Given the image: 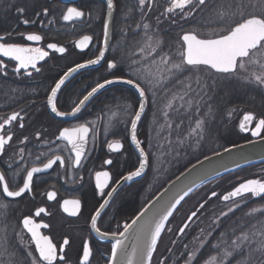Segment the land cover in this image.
<instances>
[{
    "label": "snow or ice",
    "instance_id": "obj_1",
    "mask_svg": "<svg viewBox=\"0 0 264 264\" xmlns=\"http://www.w3.org/2000/svg\"><path fill=\"white\" fill-rule=\"evenodd\" d=\"M155 0H137V4L133 7L126 8L125 16L130 17L135 8H139L141 15L144 16L145 10H151ZM208 0H167V7L161 16L170 19L172 23H176V16L188 21L192 18L193 13L199 11L204 16H208L205 11V6ZM10 6L15 7L18 16H23L26 13V8L17 6L14 3ZM106 8L109 18L113 10L116 8V0H106ZM258 10V14L248 12V9ZM212 13L207 19L198 21L201 26L205 28V32H200L196 29L192 31L183 32L175 51L169 45V52H164L165 41L160 33L159 28H153L150 23H136V29H142L140 32H132L130 28H121V34L124 37L122 43L118 44L115 52L117 55L106 63V71L111 76V79L105 78L103 82H98L70 111H60L57 108L56 97L58 91L65 84L66 80L74 73L81 69L88 68L89 66L100 64L105 58V52L108 48V39L110 35L111 19H105L103 23V36L104 47L98 49V55L94 58L86 60L84 63H77L74 67L69 68L63 76L57 80L54 87H51L50 94L47 98V105L50 107L52 113L56 116L66 117L75 116L81 111V108L88 102L94 95L106 86L114 83H123L132 86L138 93V110L133 109V105L126 103L121 108L123 114H128L134 111L131 124V140L136 144L139 149L140 157L139 167L135 171L128 173L124 180H132L134 177H140L145 169L150 166V153H147L141 142L137 139L136 129L137 122L141 119L142 113L145 110L146 102L149 99L148 93H151L153 102L157 99H162L164 107L158 108V112H162L165 120H168L169 110L176 114L179 123L175 124V129L179 130L184 123V118L187 116L191 119V110L195 108V114H200L201 106H206L208 109L207 117L213 116V106L209 101L212 100L210 95L217 86L218 81L223 77L228 82H238L245 85H255L257 88L264 89V0H228L227 7L223 2L217 3L214 0ZM50 13L49 7H43L41 12H36V16H47ZM86 13L79 10L77 7H67L66 11L62 14V20L65 22L77 21L83 18ZM23 24L36 23L33 19H23ZM49 23H53L52 20ZM159 23V18H157ZM131 32V36L129 33ZM11 33L0 35V56L7 57L11 61H15L13 71L17 74L21 70H25V74L32 75L31 68L34 72L40 73L41 67L37 64L48 56V52L40 47H30L18 43H9L7 37ZM26 41L39 42L43 37L36 33L21 34ZM139 39H133V37ZM92 40L89 35H84L80 40L75 42V47L83 50ZM48 48L54 49L55 52L65 53L66 48L58 46L55 43H49ZM127 68V73H124V68ZM7 65L3 60H0V72L7 75L5 69ZM121 73V74H117ZM163 93V97L159 93ZM187 97V99H186ZM179 102V103H177ZM120 113L113 112V117ZM231 115V113H229ZM18 118L22 120L20 114L13 112L3 123H0V155L6 151V146L13 139V133L9 129L5 134V125H11L12 122L17 121ZM255 121L254 127L249 125ZM154 124L156 123V115L153 117ZM207 121L205 119H197L195 128L191 129L189 136L198 137L195 145L188 144L189 147L199 148L200 141L204 139V132ZM111 124V120L105 125V130ZM20 128L24 127L23 123L19 124ZM169 130L173 129V124L167 122L161 126ZM241 132L251 131L252 136L264 139V117H257L253 113H246L239 124ZM90 128L88 123L79 124L75 127H65L58 135V139L65 141V150L70 151L74 156H69V161L79 167L81 166L82 159L85 157V146L88 143ZM37 133V138H39ZM27 137L24 141H27ZM24 141H21L22 143ZM177 146L184 147L188 143V138L181 139L177 136ZM171 145L172 141L168 140ZM108 148L113 152H118L122 148L119 141H114L108 144ZM23 149L20 150L21 158H23ZM231 149L224 148V152H229ZM45 155V154H41ZM214 156H220V152H213ZM40 160V156L36 157ZM205 160H210L211 157L205 155ZM60 162L61 166L64 165L65 160L60 155H55L53 158L47 159L42 167L33 165L30 168L23 169L25 173L21 178V183L14 184L10 187L9 180L6 175L0 172V264H60L65 262V246H70L69 238L63 239L62 245L58 246L53 243L48 235L41 233L42 228H48L46 223H37L35 217H41L42 214L50 215L45 207H37L34 213L24 215L19 221L21 232H16L17 241L20 246L24 247L25 254L23 257L18 255V250L12 244L8 236V209L11 201H6L3 197L8 198H22L25 194L33 191L34 175L45 172L57 163ZM112 160H105V164H112ZM197 164L202 165L203 161L198 160ZM196 165H192L195 168ZM191 171V170H189ZM20 171L13 173L12 180L20 176ZM185 173H181V176ZM109 173L96 172V188L104 195V189L107 187L109 180ZM180 177H177L179 180ZM203 183V180H201ZM116 189L113 188L107 195L111 196L112 192ZM193 192V188L189 187L178 198L167 205L162 211L154 212L150 217H146L141 222V218L145 217L148 211L145 208L141 211L130 223L123 224V231H101L97 226V219L101 216V210L109 204L108 199L96 209L95 214L90 217V228L94 231L100 239H111L114 242L111 245V255L107 264H152V258L157 251L158 244L162 240V234L170 228H166V222L169 221L175 211L178 210L177 206L184 201ZM251 197L264 196V179H248L237 186L231 191L220 195L219 199L225 204L229 201L233 202V206L228 207L227 212H221V216L227 218L229 213H234L240 208V204H247ZM48 200H53L56 197L55 192H48ZM216 191H211L204 203H200L198 210L191 211L187 217L188 221H192L197 217L198 211L204 209L205 205L211 200L212 197H217ZM159 199V198H157ZM64 213L71 217H76L81 210V201L79 199L64 200L61 204ZM246 217L255 218L257 216L264 217V205L257 206L249 209L244 213ZM222 220L217 217L213 220V226L221 225ZM235 223V222H234ZM118 225V229H119ZM190 227L189 223H184L183 227L179 229L181 234H185V230ZM239 227V234L235 235L232 239L228 235L231 231L233 234L237 231V226L230 230L226 229L221 233L218 242L212 244L207 239L200 240L198 247L193 250H188V245L185 244L184 252L181 253L183 264H264V219H258L256 224L250 225L247 229L243 226ZM15 231V229H13ZM30 236L29 241L25 244L24 235ZM201 236H210L211 232L205 233L204 229H200ZM134 240L132 250L129 252L126 241L130 238ZM196 239H199L197 237ZM230 241V242H229ZM175 243V241H173ZM34 245V249L30 247ZM210 245L211 249H215L216 254L211 255L208 259H203V253L200 249ZM11 249V250H10ZM171 251V249H168ZM38 253V255H34ZM93 255L92 249L89 244L85 242L82 246V258L78 260V264H90V258ZM119 258V260H118ZM167 257L161 259L159 264H166ZM174 264H180L177 260Z\"/></svg>",
    "mask_w": 264,
    "mask_h": 264
},
{
    "label": "flooded vegetation",
    "instance_id": "obj_2",
    "mask_svg": "<svg viewBox=\"0 0 264 264\" xmlns=\"http://www.w3.org/2000/svg\"><path fill=\"white\" fill-rule=\"evenodd\" d=\"M13 3L9 0H2L3 10L0 11V35L11 33L7 37L6 42L40 47L48 52V56L37 64L38 67H41L40 73L34 72L31 68L28 69V71H32L31 76L26 75L25 70H21L19 74L15 73L13 71L15 61L0 56V60H3L7 65L5 69L7 75L0 72V85L9 88V90L14 91L15 89L17 93H13L11 97L10 95L8 96L10 106L0 111V123H3V120L13 112L19 113L20 117H22V120L18 118L11 125H5V134L10 129L13 133V139L6 146L5 153L0 155V172L6 175L10 187H14V184L21 183V178L25 174L23 169L25 168H30L33 165L42 167L43 163L47 162V159L53 158L55 155L62 156L65 163L61 166L60 162L57 161L52 168L35 174L33 191L25 194L22 198L13 200V198L3 197L6 201H11L7 220L9 239L18 250V255L23 257L25 254L24 247L19 245L16 237V232H21L19 221L22 216L34 213L37 207H45L50 215L42 214L41 217H35V220L37 223L49 225L48 228H42L41 233L48 235L53 243L58 246V249L62 245L63 239L65 237L69 238L70 246H65L66 264H78V260L82 258V246L85 242L89 244L93 253L90 258V264H107L110 258L111 244L100 239L91 230L90 217L95 214L99 205L109 197L107 193L111 192L116 184L129 172L135 171L139 167L140 158L130 142V121L133 118L134 111L123 114L121 108L118 107L130 103L133 105V109L138 110L139 98L135 91L128 87L122 85L110 86L95 94L75 116L65 119L56 117L47 105L51 87H54L55 82L69 68L74 67L77 63H84L99 54L97 50L102 48L103 23L107 13L106 5L102 0H71L68 2H65V0H41V9L49 7V15L18 16L15 15V7L10 6ZM136 4L137 0H116L111 29V43L104 60L96 67L74 75L63 85L56 97L58 110L70 111L74 103H78L96 83L103 82L105 78L111 79V76L106 71V63L117 55L115 49L124 40L120 30L121 28H126L125 23L129 22L127 28H130L132 32H140L141 34L143 30L136 29V23H150L153 28H159L161 35L164 39H168V45H170L171 40L176 35V29H181L183 33L193 29L204 28L198 21H203L209 17L197 11L193 13L192 18L188 21L176 16V23H172L170 19L161 16V13L167 7V0H155L152 9H146L144 16L141 15L139 8H135L133 14L126 18L125 5L133 7ZM212 4H214V0H208L205 6L206 12H208V8ZM67 7H77L79 10L84 11L86 15L80 20L65 22L61 17ZM157 18H159V23H157ZM23 19H33L36 23L25 25L22 23ZM50 20L53 23H49ZM22 33H36L41 35L43 39L39 42L26 41L21 35ZM84 35L91 36L92 40L86 48L79 50L74 45ZM129 35L131 36V32ZM133 39H139V37H133ZM49 43L65 47L66 52L61 54L55 52V50L50 51L47 47ZM169 50V47L164 48L166 53ZM172 50L175 51L173 47ZM121 67L124 68V73L126 74L127 68L123 65ZM224 83L229 82L221 77L213 92H216L220 87L222 89ZM237 92L238 89L237 91L236 89L233 90V93L236 94ZM163 95L162 92L159 93L160 97H163ZM148 96L145 115H143L136 129L137 139L141 142V147L144 149L145 134L148 137H156L158 141L159 137L165 135L167 130H157L158 127L166 123L164 120L161 122V117H164L163 113L157 111L165 101L157 99L154 103L149 93ZM217 98L219 97L212 96V100ZM235 99H238V95L233 96V102ZM263 99L264 97H262ZM260 107L264 108V106ZM255 109L259 108L255 107ZM254 111H249V113H253L257 117H264V110H261L260 113L257 110ZM113 112L120 114L113 117ZM169 112L168 122H171L174 126L177 116L171 110ZM228 113L226 114L227 127L232 125L233 130L241 133L239 130L241 118L238 116L232 117L233 111H231V115ZM154 114L157 121L151 127L149 123H145V118L153 119ZM196 117L199 116L196 115ZM231 118H234V120L229 125ZM110 120L111 124L106 131L105 125ZM20 123L24 124L23 128L19 127ZM84 123H88L90 132L88 143L85 146V157L82 159L81 166L77 167L68 159L69 156H74V154L65 150L66 142L57 137L63 128L75 127ZM254 125L255 121L249 127H254ZM188 126H190L189 131H191V129L195 128V123H187ZM37 133L40 134L39 138H37ZM243 135L250 138L251 131ZM25 137L28 138L27 141H24ZM21 141L24 142L22 143ZM114 141H119L122 144V148L118 152H113L108 148V144ZM155 147L156 144L153 141L152 149H155ZM147 148H150L149 144ZM21 149L24 150L23 158L20 155ZM37 156H40V160L36 159ZM109 159L113 161L112 164H105L104 161ZM154 167V161L152 162L150 159V166L147 167L144 176L125 184L115 192L109 204L97 219V226L101 231H122L123 224L129 223L139 213L146 204L144 193L157 186L154 185V180L158 173ZM17 171H20L21 175L13 181L11 178L13 173ZM98 171L109 173L110 178L107 181V187L104 189V195H101L96 188L95 173ZM150 174L152 180L149 179ZM48 192H55V199L48 200L46 195ZM71 199H79L81 201V210L76 217L69 216L61 208L64 200ZM174 220L176 222L171 224L170 232L174 229L177 221L181 220V217ZM118 225L120 226L119 229ZM23 235L25 244H27L30 236L27 234ZM166 236L169 237L168 235ZM30 247L34 249L35 246L30 245ZM34 255H38V253H34ZM60 264H65V262H60Z\"/></svg>",
    "mask_w": 264,
    "mask_h": 264
},
{
    "label": "trees",
    "instance_id": "obj_3",
    "mask_svg": "<svg viewBox=\"0 0 264 264\" xmlns=\"http://www.w3.org/2000/svg\"><path fill=\"white\" fill-rule=\"evenodd\" d=\"M219 2L220 0H217V3ZM227 2L228 1L224 2L225 7H227ZM14 3L17 6H22L26 8V13L24 14V16H36L35 13L41 12L42 10L41 0H15ZM126 8H129V6L125 5V10ZM2 10V0H0V11ZM253 11L258 14V10H253L251 8L248 9V12ZM15 15H18L16 9ZM128 23L124 24L126 28L129 25ZM181 34V29H176V35L174 39L171 40L170 45L175 50L178 47L177 42L179 41V37ZM164 41V48L169 47L168 39H164ZM233 82L224 83L222 89L220 87L217 89L216 92L210 93L211 96L219 97L217 98L218 100L216 99L209 101V103L212 104L214 110L213 116L211 118L207 117L206 115L208 112L207 107L201 106L200 114L198 115L200 118L196 117L195 108L193 107V109L191 110V119L188 120L187 116H185L184 123L181 125L179 130L175 129V124L179 123V119L176 118V120L174 121V126L171 130V136L173 137L174 135L176 138L178 135L180 138H183L184 135L189 134L188 132H186L187 130H190V126L187 127V123H192L197 119H205L207 121L204 132V139L200 141L199 148H193L188 146L189 143L195 145L192 141H196V139H198V137L190 136L191 139H189V141L191 142L185 144L184 147H174L172 152L164 150L165 154L168 153V155L166 156V159H162L163 162L157 161V159L154 161L155 156L154 149H152V137H148L145 134V149L147 153L151 154L150 159L152 160V162L154 161V168L156 169L155 171L160 174V178L162 179L160 184L156 186L154 192H152V194L147 199H145V203L146 201H148V199H151L160 189H162L168 181H170L177 174H179L181 171H183L185 168H187L197 160L203 158L205 155H210L214 151L218 152L224 148L242 143L249 139L247 136L241 133H237L235 130H233L232 125L229 126V128L227 129L226 114L228 112L231 113V111H233L232 117L238 116L239 118H241L244 113L249 111L257 110V112L260 113L261 110H264L263 107H260L264 106V99L262 100V97H264V89L257 88L255 85H245L235 81ZM234 89H236V91L238 89V92L236 94L233 93ZM0 90L2 91H0V111H2L3 109L8 108L7 105H9V102L6 98L4 99V96L8 97L10 95V92L9 88H5V92H3V88L1 86ZM149 95L152 96L151 93H149ZM234 95H238V99H235L233 102L232 98ZM255 107H258L260 110L255 109ZM236 109L237 111H235ZM150 120L151 118L146 117L145 123L150 122ZM229 129L231 131V135L228 134L227 137L224 134L229 132ZM165 135L170 136L169 130H167V133ZM148 144L150 145V148H147ZM258 168L264 169V163L244 168L216 179V191L218 193V196L212 197L211 200H209L208 203L205 205L204 209L198 211L197 217L193 218L190 223V227L185 230V234L178 235V225L182 224L185 218L181 221H177L174 227L177 228V230L174 231V229H172V232L166 230L162 234V240L159 242L157 251L154 253L152 258V264H159V261L161 259H164L165 257L168 258L166 264H174V262L177 260L180 261V264H183L181 253L185 251L183 247L185 244L188 245L189 251L198 247L200 240L202 239H207L211 241L212 244H215L218 242V238L220 237L222 232H224L226 229L230 230L234 226H237V231L235 234H233L231 231L228 232V235L231 236L232 239H235V235L239 234L238 226H243L247 229L250 225L256 224L258 219H264V217L259 216L255 218H249L244 215V213L247 212L249 209L264 205V196L259 199H253L251 196L248 195L249 198L247 200V204L241 203L240 208L237 209L234 213H229L227 218L222 217L220 215L221 212L219 211L221 209L219 207V204L221 203L219 196L230 191L235 185L242 182L243 180H246L247 178L256 177L257 174L254 170ZM237 178L239 179L238 181L236 180ZM149 179L151 180V174L149 176ZM209 190L210 189L208 188V185H205L192 192L178 207V210L174 212L173 216L168 221L166 228H169L171 224L176 222L174 219L179 217L182 218L187 208L193 207V211L198 210L199 204L204 203L205 199L210 196L211 192H209ZM195 200H198V202L196 203ZM224 212H227V210ZM217 217H219L223 223L218 226H213V220ZM200 229H204L205 233H208L210 231L211 235L201 236ZM166 235H168L169 237H167ZM197 237H199V239H196ZM173 241H175V243H173ZM168 249H171V251H168ZM200 252L203 253V259H208L209 256L216 254L215 249H211L210 245H205V247L200 249ZM233 264H235V262H233Z\"/></svg>",
    "mask_w": 264,
    "mask_h": 264
},
{
    "label": "water",
    "instance_id": "obj_4",
    "mask_svg": "<svg viewBox=\"0 0 264 264\" xmlns=\"http://www.w3.org/2000/svg\"><path fill=\"white\" fill-rule=\"evenodd\" d=\"M68 1H71V0H65V2H68ZM102 1L106 5V0H102ZM113 17H114V10H113L110 18L108 16V13H106L105 19H111V21H112L111 26H110V35H109V39H108V48H109L110 43H111V29H112V24H113ZM104 46L105 45H104V36H103L102 48ZM108 48H107V50H108ZM48 49L50 51L54 50V49H50V48H48ZM79 50H81V49H79ZM107 50L105 52V55L107 53ZM97 65H99V64H97ZM97 65H93V66H89L88 68L81 69L80 71H78V72L74 73L72 76H70L66 80L65 83H67L74 75L78 74L79 72L90 69V68H94ZM115 85H122V86L128 87V88L134 90L138 96V93L136 92V90L132 86L126 85L123 83H114V84L106 86L105 88L110 87V86H115ZM101 90H103V89H101ZM101 90H99V91H101ZM138 98H139V96H138ZM146 108H147V102L145 105V110L142 113L141 119H142V117L146 111ZM49 109H50V107H49ZM53 114L55 115V113H53ZM56 117L65 119V118L70 117V116H66V117L56 116ZM243 117H244V115H243ZM243 117H242V119H243ZM141 119L137 122V126H138L139 122L141 121ZM243 133H246V132H243ZM130 142L134 146V149H135L137 155L139 156V158L141 160L142 158L140 157L139 149L136 147V144L133 143L131 140V127H130ZM227 148L231 149V151L224 152V149H223V150L218 151L221 153L220 156H214L213 153L210 155H207V156L211 157L210 160H205L204 157L199 159L200 161H203L202 165L197 164V161H198L197 160L196 162H194L193 164H191L190 166L185 168L178 175H176L168 183H166V185L151 200H149L147 202V204H145V206L140 210V212H141L145 208L148 209V211L145 213V217L141 218V222L146 217H150L154 212L162 211L167 205L171 204L175 198H178L180 195H182L183 191H186L189 187H192L193 192H194L199 187H201V186H203V185H205L211 181H214L221 176L227 175L229 173H232V172H235V171L247 168V167H251L254 165L264 163V139H261L260 137H256V136L251 135L250 140L236 144V145L229 146ZM194 164L196 165V167L192 168V165H194ZM146 170H147V168L145 169L144 173L140 177H134L132 180L126 181L122 178L116 184V186H115L116 190L114 192H112V195L107 198L108 201H110L111 197L115 194V192H117L125 184L144 176L146 173ZM189 170H191V171H189ZM181 173H185V175L181 176ZM178 176L180 177L179 180H177ZM201 180H203V183H201ZM157 198H159V199H157ZM186 198L187 197H185V199ZM253 198L256 199V198H260V197H253ZM178 207H179V205L177 206V208ZM104 209L101 210V214H102ZM136 216H134L132 219H134ZM170 218L171 217H169V219ZM190 222L191 221H188L186 219V221L184 223H190ZM166 224H167V222H166ZM183 225L181 227H183ZM179 234H180V232H179ZM103 240L110 243L111 245L114 242L110 238L109 239H103ZM133 243H134V240L130 236V238L126 241V244L128 245L129 252H131V250H132ZM118 260H119V258H118Z\"/></svg>",
    "mask_w": 264,
    "mask_h": 264
},
{
    "label": "rangeland",
    "instance_id": "obj_5",
    "mask_svg": "<svg viewBox=\"0 0 264 264\" xmlns=\"http://www.w3.org/2000/svg\"><path fill=\"white\" fill-rule=\"evenodd\" d=\"M9 1H11V2H14L15 0H9ZM225 1H228V0H220V2H225ZM212 6H213V4L211 5V6H209V8H208V10L209 9H212ZM212 15V13L210 12V11H208V16H211ZM198 31H200V32H205V28H200V29H198ZM2 88H3V92H5L4 90H5V87L4 86H2V85H0ZM1 91V90H0ZM2 92V91H1ZM9 92H10V97H11V95L13 96V94L12 93H14V94H17L16 93V91L14 90V91H12V90H9ZM5 95V94H4ZM7 99L8 100V102H9V97H6V96H4V99ZM6 100V101H7ZM10 103V102H9ZM4 106V105H3ZM7 106H10V105H7ZM153 106H154V104H153ZM164 107V104L162 105V107L161 108H163ZM170 113V112H169ZM187 119L189 120V118L187 117ZM164 120V122H168V120L166 121L165 120V118L164 117H161V122ZM232 120H234V118H231L230 120H229V125L232 123ZM157 121V120H156ZM196 121H194V122H192V123H195ZM149 124H150V126L152 125V127H153V125H154V122H153V119L151 118V120H150V122H148ZM166 123H164V124H166ZM163 124V125H164ZM227 124V123H226ZM162 125V126H163ZM229 127H227V129H228ZM161 129V127H158L157 128V130H160ZM163 129H167V128H163ZM168 130V129H167ZM167 130H166V133H167ZM229 132H227V133H225L224 135L225 136H227L228 137V134H230L231 135V131H230V129L228 130ZM186 132H190L189 130H187ZM185 132V133H186ZM165 133V134H166ZM151 136V135H150ZM185 137H187L188 138V143L189 142H191V141H189V139H191V137L189 136V134H186V135H184V137L183 138H185ZM195 137V136H194ZM183 138H181V139H183ZM151 140H153L154 142H155V144H156V147H155V149H154V156H155V158H154V161L157 159V161H160V162H163V160L162 159H166V156L168 155V153L167 154H165V151L164 150H168V151H173V149H174V147L175 148H180V147H178L177 146V138L173 135V137L170 135V136H166V135H162V136H160L159 137V139H158V141H157V139H156V137H153L152 136V139ZM168 140H171L172 141V144L171 145H169L168 144ZM194 144H195V141H192ZM187 144V143H186ZM156 150H158V151H156ZM159 168V167H158ZM255 171V173L257 174V176L256 177H252V178H247L246 180H248V179H264V169L263 168H258V169H256V170H254ZM156 176V175H155ZM239 178V177H238ZM236 179L237 181L239 180V179ZM152 180V179H151ZM161 178H160V174H158V176H156L155 177V180H154V185H159L160 184V182H161ZM246 180H243V181H246ZM239 184V183H238ZM237 184V185H238ZM236 186V185H235ZM234 186V187H235ZM211 187H212V189H211ZM233 187V188H234ZM216 188H217V183L216 184H214V185H209V192H211V191H216ZM156 189V187L154 186V188H152V189H150V190H148L147 192H145L144 193V197H145V199H147L151 194H152V192H154V190ZM217 192V191H216ZM221 201V200H220ZM195 202L197 203L198 202V200H195ZM230 206H233V202L231 201V202H228L227 204H225V202H223V201H221V203L219 204V207L221 208L219 211L220 212H224V211H226V210H228V207H230ZM193 208V207H192ZM192 208H187L186 209V211H185V213L183 214V216H182V218H181V220L182 219H184L186 216H188V214L191 212V211H193L192 210ZM186 213H187V215H186ZM180 220V221H181ZM182 224H180V225H178L179 227H178V229L180 228V226H181ZM175 230H177V228H174V231ZM178 235H182L181 233L180 234H178Z\"/></svg>",
    "mask_w": 264,
    "mask_h": 264
}]
</instances>
